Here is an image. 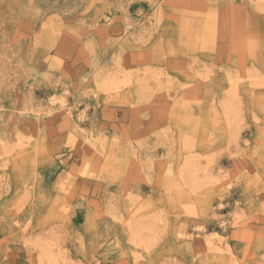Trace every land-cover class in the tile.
I'll return each mask as SVG.
<instances>
[{"label":"rangeland","instance_id":"374dc122","mask_svg":"<svg viewBox=\"0 0 264 264\" xmlns=\"http://www.w3.org/2000/svg\"><path fill=\"white\" fill-rule=\"evenodd\" d=\"M263 4L0 0V264H264Z\"/></svg>","mask_w":264,"mask_h":264},{"label":"bare ground","instance_id":"6f19581e","mask_svg":"<svg viewBox=\"0 0 264 264\" xmlns=\"http://www.w3.org/2000/svg\"><path fill=\"white\" fill-rule=\"evenodd\" d=\"M257 1H262L263 3H264V0H257ZM263 7H264V4H263ZM103 82H104V80H103ZM105 83V82H104ZM228 84H229V89H230V91H231V94L232 95H234V93H235V91L237 90V85L230 79V77L228 78ZM97 85H99V84H97ZM100 86V85H99ZM100 87H102V86H100ZM236 95V94H235ZM229 97V98H228ZM227 99L226 100H224L223 101V103H224V105H223V108H224V110H228V108L230 107V102H231V99H230V96H227L226 97ZM58 99V98H57ZM51 101H53V100H51ZM52 112V111H51ZM232 123V122H231ZM231 136H232V134H231ZM231 138H233L234 139V137L232 136ZM232 140V139H231ZM197 167V166H196ZM212 167V166H211ZM215 167V166H214ZM209 170H211V169H209ZM208 171V170H207ZM202 172H204L203 170H202ZM213 172V171H212ZM195 173H196V171H195V169L193 168V166L191 165V163H188V162H186L185 164H184V166L182 167V169H181V171H180V178L182 179V181L186 184V185H188L189 187H193L194 185H195V180H194V176H195ZM197 173H199V172H197ZM197 173H196V175H197ZM139 234V233H138ZM217 235H214L213 237H214V239L213 240H216V242H220V240L216 237ZM211 238V237H210ZM213 240L211 241L210 239H206V245L209 247V249H212V250H214V251H218V250H220V247L219 246H217V245H215L216 243H213ZM45 257V256H44ZM46 257H48V258H50L49 257V255L48 256H46ZM48 258H46V260L48 259ZM45 260V259H44ZM45 260V261H46ZM55 261V260H54ZM47 262V261H46ZM51 263V262H50ZM56 263V262H55ZM53 264V263H52Z\"/></svg>","mask_w":264,"mask_h":264}]
</instances>
